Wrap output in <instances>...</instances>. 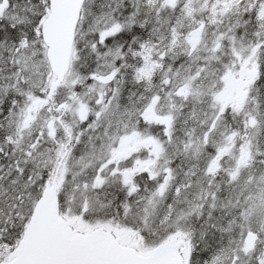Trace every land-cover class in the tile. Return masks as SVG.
Returning a JSON list of instances; mask_svg holds the SVG:
<instances>
[{"label": "snow or ice", "instance_id": "6c2138e0", "mask_svg": "<svg viewBox=\"0 0 264 264\" xmlns=\"http://www.w3.org/2000/svg\"><path fill=\"white\" fill-rule=\"evenodd\" d=\"M0 264H264V0H0Z\"/></svg>", "mask_w": 264, "mask_h": 264}]
</instances>
